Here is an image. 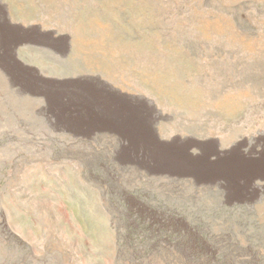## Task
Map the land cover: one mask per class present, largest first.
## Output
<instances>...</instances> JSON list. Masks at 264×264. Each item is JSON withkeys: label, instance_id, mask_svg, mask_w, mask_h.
Segmentation results:
<instances>
[{"label": "rangeland", "instance_id": "374dc122", "mask_svg": "<svg viewBox=\"0 0 264 264\" xmlns=\"http://www.w3.org/2000/svg\"><path fill=\"white\" fill-rule=\"evenodd\" d=\"M0 264H264V0H0Z\"/></svg>", "mask_w": 264, "mask_h": 264}]
</instances>
